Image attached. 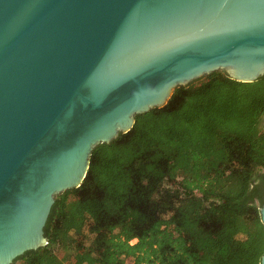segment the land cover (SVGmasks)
Instances as JSON below:
<instances>
[{
  "label": "water",
  "instance_id": "1",
  "mask_svg": "<svg viewBox=\"0 0 264 264\" xmlns=\"http://www.w3.org/2000/svg\"><path fill=\"white\" fill-rule=\"evenodd\" d=\"M219 71L264 75V0H0V264L47 244L98 145Z\"/></svg>",
  "mask_w": 264,
  "mask_h": 264
},
{
  "label": "trees",
  "instance_id": "2",
  "mask_svg": "<svg viewBox=\"0 0 264 264\" xmlns=\"http://www.w3.org/2000/svg\"><path fill=\"white\" fill-rule=\"evenodd\" d=\"M263 196L264 75L213 72L98 145L12 264H259Z\"/></svg>",
  "mask_w": 264,
  "mask_h": 264
}]
</instances>
